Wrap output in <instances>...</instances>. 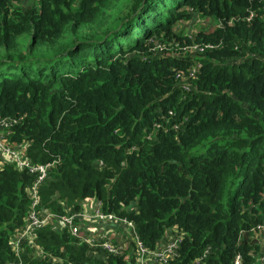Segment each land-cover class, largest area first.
I'll return each mask as SVG.
<instances>
[{
    "label": "trees",
    "instance_id": "16d2710c",
    "mask_svg": "<svg viewBox=\"0 0 264 264\" xmlns=\"http://www.w3.org/2000/svg\"><path fill=\"white\" fill-rule=\"evenodd\" d=\"M24 2L0 0V116L33 162H53L36 209L69 215L95 198L148 249L178 233L167 264H264V0ZM195 14L217 25L173 30ZM155 40L181 47L154 52ZM193 42L213 48L179 53ZM33 183L0 161V264L15 257ZM30 241L22 264L135 260L126 234L122 255L55 224Z\"/></svg>",
    "mask_w": 264,
    "mask_h": 264
},
{
    "label": "built area",
    "instance_id": "2783aa9c",
    "mask_svg": "<svg viewBox=\"0 0 264 264\" xmlns=\"http://www.w3.org/2000/svg\"><path fill=\"white\" fill-rule=\"evenodd\" d=\"M251 15L248 19L251 18ZM164 47L158 40L154 41V52H164L166 50ZM206 48H213V46L209 44H192L191 47H182L183 52L179 53L193 54L196 51H204ZM195 64H192L193 66L188 72L189 77L194 75L196 66H199L198 63ZM177 77L183 78L181 74H177ZM182 86L184 89L189 88L187 81L183 82ZM15 123V119L0 116V161L12 166L18 171H24L34 176V183L30 189L32 206L27 214V224L23 230L14 234L13 241L11 242L15 257L13 260L7 261L4 264H22L19 258V252L23 245L31 242L30 235L32 231L48 224L67 227L79 242L90 246L99 245L110 255L123 254L122 247L118 244V241L126 234L135 243V251L133 253L135 259L134 264H167L170 260L178 257V249L181 241L178 233L167 229L156 244V247L148 249L138 239L133 222L113 212H105L102 204L95 198L83 200L81 211L69 215L57 216L53 213L36 209V205L39 202L37 188L47 178L48 171L53 165V162L44 164L35 163L26 154L27 144L11 142L9 140ZM254 235L259 237L257 233H254ZM123 261L124 264H131L130 258H124ZM241 263V256L237 255L233 264ZM189 264H201V260L197 258Z\"/></svg>",
    "mask_w": 264,
    "mask_h": 264
},
{
    "label": "rangeland",
    "instance_id": "374dc122",
    "mask_svg": "<svg viewBox=\"0 0 264 264\" xmlns=\"http://www.w3.org/2000/svg\"><path fill=\"white\" fill-rule=\"evenodd\" d=\"M29 1L31 2L32 0H25L24 3H28ZM216 25H217V23L213 22L208 17L195 14L192 19H181V20H178L173 25V30L176 33H179V34H182V35H186V34L190 33L191 34L190 37L192 38L194 36L193 34L196 31H199L201 28H203V30H212ZM193 43L197 44L196 42H193ZM180 47H181L180 45H175V43L173 44L171 42L169 45L165 46L164 48L167 51H169L170 49L177 50ZM201 150H202L201 146H197V147H195L193 149V151L195 153L200 152ZM255 239L256 238H253V240H255Z\"/></svg>",
    "mask_w": 264,
    "mask_h": 264
}]
</instances>
